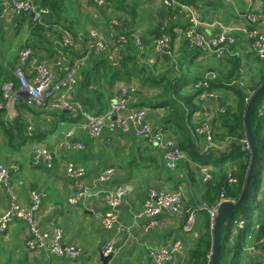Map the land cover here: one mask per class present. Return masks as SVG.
<instances>
[{"label":"crops","instance_id":"0c3cea01","mask_svg":"<svg viewBox=\"0 0 264 264\" xmlns=\"http://www.w3.org/2000/svg\"><path fill=\"white\" fill-rule=\"evenodd\" d=\"M59 1H62L59 12L50 11L47 16L43 17L45 20L43 22L45 27L43 39L42 37L37 38V35L33 36L28 15L15 13L7 4V0H0V9L4 5V9L0 13L2 14L0 18V80L6 79L8 70L13 71L12 68L19 65L21 47L36 42L38 44L35 45L34 53L41 61L54 68L57 74H60L62 69L54 62L59 57L61 49L63 54H60L59 59H62L63 66H67L74 60H79L81 66H86L90 58L86 60L88 54H84L88 52L91 44V34L96 32L106 37L111 31H114L115 29L108 25L107 18L114 19L117 14H121L122 5L127 8L125 16L128 24L132 26V35L136 41L142 42V38L146 39L147 35L151 33L152 27L156 25L155 17L158 10H166L167 7L162 3V0H117V5H120V8H116L112 2L110 5L108 4L109 6L100 7L93 0ZM178 1L190 6L197 13L196 16L202 22L197 28L200 33L212 37L218 36L224 29L220 26L222 23L229 29V34L236 36L237 42L235 45L229 46L228 52L220 57L215 56L219 60L223 59L221 69L209 68L207 72H214L216 77H225L233 72L235 65L232 63V59H235L239 61L237 78L228 77L225 78V82L227 84L231 82L246 84V80L254 75L255 71L257 72V66L263 60L254 54L251 48L252 41L247 37L246 30L264 31V0ZM61 18L64 21L63 26L59 24L61 27L56 25L57 27L52 28L58 22L60 23ZM71 21H87L89 25L94 21L100 28L88 27L91 30L83 38L79 37L80 42L75 41L73 46L62 48L61 39L64 29L71 33L64 25ZM113 22L118 23L117 20H113ZM215 22L216 24L213 25ZM174 23L175 41H179L177 49L180 54L184 55L188 50L187 44H190L185 34L190 22L187 15L180 12ZM79 34L82 35V32L80 31ZM154 36L152 35L153 38ZM153 43L154 40L153 48L145 45L144 50L146 54L144 59L148 58L145 62L150 65L157 64V53ZM249 52H252L258 60L251 61L248 56ZM197 55L201 54L197 52ZM118 56L119 52L115 50L113 53L115 60L120 59ZM96 57L103 59L100 54ZM230 58L232 59L230 60ZM162 63L163 60L160 59L158 66L161 67ZM180 64L183 65V62H174V72L179 70ZM186 72L191 75V79L196 76L190 74L191 72ZM207 72L197 75H204ZM119 85V82L114 83L112 90H117ZM75 92L76 87L74 93L71 94L77 99ZM210 93L215 96L202 99L203 109L193 115L194 120L200 122L208 120L213 124V118L219 107L215 97L222 100L224 97H230L232 91L224 87L213 89ZM132 102L130 104L134 106L143 105L140 104L137 96ZM165 112L164 107L151 108L145 120L154 128L165 130L166 125L161 121ZM19 116L26 123V126L21 127L22 129L14 120ZM7 123L13 125L12 133L7 132L9 128ZM72 128L74 129L73 139L83 143L81 149H64L60 146V142L65 137L64 132ZM164 136L165 139L175 138L173 131L170 130H165ZM204 141L206 140L204 139ZM229 144L228 142L224 143L222 149L228 150ZM36 146H43L52 153L51 167L34 164ZM137 147H142L145 150V148H149V145L146 141L137 138L133 131L123 133L116 129H105L99 137H89L85 121L73 119L67 111L34 108L23 100L16 104L13 111L0 110V161L9 169L10 179L18 195L19 203L29 207L32 201V192L43 193L40 208L36 213L38 225L45 230H52L56 226L62 227V245L65 247L74 246L80 251L78 256L69 259L58 256L49 249H30L26 244L29 235L27 222L23 219H14L6 231H0V264H104L100 250L103 251L102 248L105 244H112L114 247L113 257L108 261V264H151L148 248L163 246L173 249L172 260L163 264H185L189 257V250L194 246L199 235L196 226L201 225L204 219V213L202 210H198L197 205L203 202L205 184L200 167L205 165L197 166V163L191 158L181 160L174 169L167 168L163 158L162 167L150 164L152 161L131 165L127 161V156ZM154 149V147H150L149 150L153 152ZM70 163L83 166L87 170L86 175L83 177L69 175L67 168ZM194 166L197 167V172L190 176L191 170L189 169ZM107 167H113L114 174L107 182H100L98 177ZM209 167L211 172L215 169L214 165L210 164ZM81 184L84 185L83 195L76 204H71L69 199ZM118 185L127 189L126 195L117 209L120 224L118 227L107 229L102 221V217L108 209L106 194ZM172 186L174 187L172 188ZM179 186L183 192L185 211L177 215L162 216L159 225L146 232V221L139 216V213L144 200L150 196V189L176 190ZM262 193L258 194L257 191L259 197ZM11 206L10 196L5 189L0 188V215L9 210ZM188 210L190 213L197 214L193 230L186 228L190 215ZM241 216V213L237 215L231 227L230 245L237 241L244 226L240 224ZM249 236L252 238V233ZM250 244L245 247H249ZM249 251L250 257L260 258V264H264V249L255 250L251 246ZM230 255L231 252L228 257ZM248 255L245 252L244 256L248 257Z\"/></svg>","mask_w":264,"mask_h":264},{"label":"trees","instance_id":"16d2710c","mask_svg":"<svg viewBox=\"0 0 264 264\" xmlns=\"http://www.w3.org/2000/svg\"><path fill=\"white\" fill-rule=\"evenodd\" d=\"M34 2L38 6L48 8L51 12L55 13H58L60 6H62V1L59 0H34ZM111 2L115 4L116 8H120V5H117V0H107L106 5H110ZM120 9H122V13L117 14L115 16L116 18L105 17L108 19V25L115 29L111 31L114 32L115 37L113 39L109 35L104 37L105 50L95 51L92 48L87 52L88 58L86 60L90 58L87 65H80L79 73H81V79L76 85L75 92L77 100L87 110L95 114H100L108 109L114 83L136 82L138 84L137 91L132 95L129 102L132 104V101L137 96L140 104L149 105L151 108L164 107L166 112L161 119L166 125L164 129L173 131L174 140L183 153L189 159L191 158L196 162L197 166L202 164L215 166V169L212 172L210 171L211 178L207 181L203 180L205 191L202 201L208 205H215L222 198L238 199L245 185L251 161V152L242 147V140L246 139L244 126L247 108L246 97L257 90L264 82V59L259 62L257 72L255 71V74L246 80V84L233 82L227 84L225 82V78H237L239 70V61L230 58L235 65L232 70L233 72L225 77L217 76L216 79L210 81L207 88H196L197 81L203 79L205 74L196 75L194 79H191V75H188L181 68L182 64L179 65V70L174 72L173 64L176 61H172L174 59L171 55L156 56L157 64L150 65L145 62L148 58L144 59L146 54L132 35V26L126 21L125 12L127 8L122 5ZM179 13L180 9L173 6L166 7V10L159 9L155 17L156 25L152 27V31H150L151 33L147 35L148 37L146 39L142 38V43L153 48V40L161 34L166 33L169 35V42L173 48L176 40L174 22ZM113 20H117L118 23L113 22ZM44 21L43 19V21L36 22L30 19L33 36L37 35V38L42 37L44 39ZM59 24H64L62 18L60 19V23L58 22L55 25L60 26ZM64 26L71 31V35L77 42H80V38H83L89 33L91 28L89 29L88 27L94 26L100 28L98 23L94 21L90 25L87 21H71L67 22ZM52 28H55V26ZM80 31L82 35L79 34ZM152 35H155L154 38ZM126 41H129V43H126ZM37 44L36 42L32 45H25V47L36 50L35 45ZM190 46L195 47L193 45ZM23 48L24 46L21 47V49ZM114 49L121 56L117 61L112 60L110 57V53ZM99 54L102 55L103 59L96 57ZM160 59H165L170 64L167 67H159L158 61ZM16 68L17 66L12 68L13 71L8 70V77L0 80V103L4 101L5 83L12 81L18 85L15 73ZM168 72L169 74H167ZM152 79L156 81V84L147 87V83ZM224 87L231 89L232 94L230 97H224L222 100H218V97H215L219 107L212 121V127L214 129L212 142L215 146H210L209 142L204 141L205 137L197 133V128L203 121L194 120L193 115L196 112H201L203 109L202 99L199 100V97L204 90L212 91L213 89ZM14 120L20 129H22V126H26L25 121L20 116ZM252 124L259 145V156L253 186L250 190L249 197L240 210L242 214L240 219H242L244 226L240 231V235L237 237V241L232 245L229 244L231 229L223 237L222 251L218 264H234V262L227 259L228 254L230 252L234 253L236 257L249 243H251V246L255 250L264 249L262 241L264 237V197L257 201V194H254L260 188V172L264 169V112L261 114L258 106L253 112ZM7 126L9 127L7 132L12 133L13 125L7 123ZM227 142L230 143V147L228 150H223L222 146ZM148 145L149 148L147 147L145 150L142 147H137L131 151L127 156L128 163L132 165L152 161L150 164L162 167L164 160L162 152L158 149H154L155 151L152 152L149 150L152 147L151 144ZM216 154H219V156L214 161ZM189 170H191L189 175L193 176L197 172V167H191ZM230 177L236 178V181L230 183ZM253 187H255V192H253ZM256 210L258 214L254 215ZM203 213L204 219L201 225L196 226V231L199 234L198 238L194 246L190 248L189 257L185 261V264H209L212 251V221L207 210H203ZM258 220L259 223H257ZM255 224H258V226H255ZM246 232H249V234L252 233V238L249 243ZM250 258L249 264H260L261 262L260 258L254 256Z\"/></svg>","mask_w":264,"mask_h":264},{"label":"built area","instance_id":"2783aa9c","mask_svg":"<svg viewBox=\"0 0 264 264\" xmlns=\"http://www.w3.org/2000/svg\"><path fill=\"white\" fill-rule=\"evenodd\" d=\"M97 6L104 7L107 0H93ZM165 6H173L184 12L190 22L185 34L189 43L202 55L222 56L229 51V46L237 42L234 35L229 34V29L220 24L224 29L218 36H207L200 33L197 28L202 22L196 16L195 11L188 5L179 2L178 0H162ZM11 9L22 15H28L33 21H43V17L50 13L48 8L38 6L34 0H11L9 3ZM2 14H0V18ZM255 20V18H253ZM216 24L213 23V25ZM57 27L56 25H54ZM64 35L61 39V47L69 48L75 44V40L70 32L64 29ZM247 37L252 41V49L254 54L264 59V31H255L251 29L246 30ZM109 36L113 39L114 32ZM104 36L93 32L91 34V44L88 51L94 48L95 51L105 50ZM137 44L144 51L145 45L137 41ZM155 50L159 55L171 54L169 35L166 33L154 39ZM112 50L110 57L115 60ZM83 52V51H82ZM86 52V51H85ZM84 52V53H85ZM62 49L59 50V57L55 60V65L62 69L60 74H57L55 69L46 62L41 61L34 50L24 47L19 51V65L15 73L17 76L18 85L12 81H8L4 85V101L0 103V110L9 109L13 111L16 104L24 101L27 105L34 108H47L52 110L67 111L73 119H82L85 121L89 137H99L105 129L120 130L123 133L133 131L137 138L151 144L152 147L162 152L165 160V165L169 169L177 167L181 160H187L188 157L177 146L174 139H165L164 130L161 128H154L147 123L145 118L150 111L149 105L134 106L130 104V98L137 91L138 84L134 81L119 82L120 85L117 90L112 91L109 99L108 109L103 113L95 114L87 110L80 101L74 98L71 94L74 93L75 87L78 83V73L80 70V61H71L67 66L62 65L60 58ZM86 52L84 55H87ZM118 57H121L120 54ZM216 75L209 72L203 79L196 83V88H207L211 80L215 79ZM211 91L204 90L200 98L207 99L208 96H215ZM254 93V92H253ZM247 103L250 96L246 97ZM259 112H264V99L259 106ZM212 115L210 116V118ZM32 128L31 126L29 127ZM197 133L205 137L210 146H215L212 142L213 127L208 120L204 121L198 128ZM64 139L60 142V146L64 149L78 150L83 148V143L79 140L73 139L74 129L64 132ZM242 147L245 150H250L247 138L242 140ZM52 153L43 146H36L34 149V164H43L46 167L52 166ZM203 174V180L207 181L211 178L210 169L207 166L200 167ZM68 174L78 177L86 175L87 170L81 165H74L70 163L67 168ZM114 174L113 167L105 168L99 175L100 182H107ZM236 179L230 177L229 182L233 183ZM83 187L78 186L77 191L70 197L71 204H76L83 195ZM0 188L5 189L12 200V206L9 210L0 215V231L4 232L14 219H23L29 226V235L26 239L27 247L30 249H49L52 253L66 257L69 259L75 258L79 254V249L70 246L62 245L63 229L60 226L54 227L52 230L41 229L38 225L36 213L40 208L41 199L44 196L41 192H32V201L29 207L23 206L19 203L18 195L10 179V172L8 167L0 161ZM127 189L118 185L106 194V202L108 209L102 217L105 228L112 229L119 226L118 207L125 197ZM225 200V199H224ZM184 197L181 187L176 190L169 188H152L150 189V196L144 200L139 216L146 221L145 231L149 232L151 229L157 227L162 216H172L182 213ZM220 205L218 202L215 205H208L203 202L198 204V210H207L211 221L213 222L217 209ZM188 213L189 210L187 211ZM197 221V214L190 213L186 228L193 230ZM243 225V221L240 223ZM264 244V237L262 239ZM103 252L105 255L113 253L114 247L112 244L103 245ZM148 254L151 257V264H163L169 262L173 258V249L168 246L150 247Z\"/></svg>","mask_w":264,"mask_h":264},{"label":"water","instance_id":"95a60500","mask_svg":"<svg viewBox=\"0 0 264 264\" xmlns=\"http://www.w3.org/2000/svg\"><path fill=\"white\" fill-rule=\"evenodd\" d=\"M10 2L11 0H7V4H9ZM3 9H4V5L0 9V13H2ZM263 96H264V82L257 90L254 91L253 95L251 96L247 104V108L245 112L244 126L246 131V138L251 152V161L246 177V182L238 199L236 200L226 199L220 203L217 209V213L213 220L212 251L210 255L209 264L219 263V258L222 251L223 237L226 235V233L230 231L237 215L240 214V210L242 209L247 198L249 197L250 190L253 186L254 174L259 156V145L252 124V115ZM262 172L263 171L260 172V178ZM100 255L104 264H108V261L113 257V253L105 255L102 250H100Z\"/></svg>","mask_w":264,"mask_h":264},{"label":"rangeland","instance_id":"374dc122","mask_svg":"<svg viewBox=\"0 0 264 264\" xmlns=\"http://www.w3.org/2000/svg\"><path fill=\"white\" fill-rule=\"evenodd\" d=\"M238 40H239V38H238ZM178 46H179V41L174 42L173 50H172V46H170V49H171L170 55L174 59L172 61H182L183 65L181 66V68L184 71H188L189 73L191 72L190 74H192L193 76L197 75L199 73L207 72L209 70V68H211V69L212 68L213 69L214 68H220L221 69V64H222L221 62L223 61V59L219 60L218 57L211 56V55H203V56H201L202 54L197 55V52H198L197 48L191 47L190 44H188V46H187L188 50L186 51V54L183 55V54H180V52L178 51V49H177ZM158 55H159V53H157L156 56H158ZM248 56H249V59L251 61L258 60V58L255 57V55L252 52H249ZM160 57H163V56H160ZM161 60H163V63L161 65L162 68L167 67L170 64L165 59H161ZM225 62H227V61H225ZM167 74H169V72ZM80 79H81V73L78 74V81ZM155 84H156V81L152 79L147 83V87H151ZM160 125H163V124L160 123ZM165 130H167V129H165ZM218 156H219V154H216L214 161H216V158ZM205 166H207L210 169L209 165H205ZM173 187L174 186H172V188ZM253 192H255V187H253ZM259 192L262 194H260V197H259V195H257V198H256L257 201L261 200L264 197V172L260 178V188L258 189V194H259ZM254 194H257V193H254ZM257 214H258V211L256 210L254 215H257ZM257 223H259V220L257 221ZM257 226H258V224H257ZM246 236H247V241H250L251 238L249 236V232H246ZM250 247H251V244L249 247H247V248L245 247L239 254H237L236 257L234 256V253H231V255L228 257V260L231 262H234V264H249V260L251 259L250 258V251H249ZM245 252H246V254H249L248 257L244 256Z\"/></svg>","mask_w":264,"mask_h":264},{"label":"bare ground","instance_id":"6f19581e","mask_svg":"<svg viewBox=\"0 0 264 264\" xmlns=\"http://www.w3.org/2000/svg\"><path fill=\"white\" fill-rule=\"evenodd\" d=\"M197 14V13H196ZM234 35V34H233ZM187 41H188V39H187ZM189 42V41H188ZM191 45V44H190ZM235 45V44H234ZM231 46V45H230ZM252 48V47H251ZM253 50V49H252ZM261 59V58H260ZM209 72H212V71H209ZM209 72H207V73H209ZM207 73H205V75L207 74ZM214 73V72H213ZM215 74V73H214ZM216 75V74H215ZM216 78V77H215ZM200 80V79H199ZM253 95V92L249 95L250 96V98H251V96ZM263 99H264V96L262 97V99L260 100V102H259V104H258V108H259V106L261 105V103H262V101H263ZM199 100H201V98L199 97ZM262 114V113H261ZM203 123V122H202ZM165 131V130H164ZM214 132V131H213ZM250 151V150H249ZM236 179V178H235ZM224 199L226 200V199H228V198H222L219 202L221 203V202H223L224 201ZM217 213V212H216ZM216 215V214H215ZM212 227H213V222H212Z\"/></svg>","mask_w":264,"mask_h":264}]
</instances>
